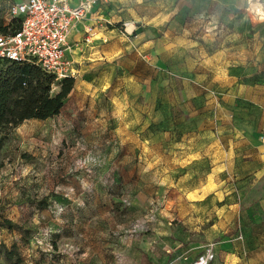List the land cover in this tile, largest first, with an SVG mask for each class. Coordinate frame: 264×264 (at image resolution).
<instances>
[{
  "label": "rangeland",
  "instance_id": "rangeland-1",
  "mask_svg": "<svg viewBox=\"0 0 264 264\" xmlns=\"http://www.w3.org/2000/svg\"><path fill=\"white\" fill-rule=\"evenodd\" d=\"M135 26V57L80 52L60 115L5 140L0 220L18 229L0 227V264H190L215 246L192 249L220 218L185 208L212 205L231 144L264 139V0H135Z\"/></svg>",
  "mask_w": 264,
  "mask_h": 264
},
{
  "label": "crops",
  "instance_id": "crops-1",
  "mask_svg": "<svg viewBox=\"0 0 264 264\" xmlns=\"http://www.w3.org/2000/svg\"><path fill=\"white\" fill-rule=\"evenodd\" d=\"M124 22L135 25V0L98 1L86 19L77 23L69 34L68 57L74 62L76 71L77 61L89 57V55H79L78 59L76 55L87 51L93 44L96 45L95 52H98L103 60L112 61L125 54L135 57V33H139L140 28L135 26L136 32L129 36L122 32V27L121 35L117 29L109 27L120 23L122 25ZM89 26L94 28V36L92 42L86 45L84 36ZM262 140L243 137L231 144L224 153L225 158L221 159L226 160V163L215 165L214 174L217 175L207 185L215 187L210 201L212 205L185 208L188 212L195 211V216L201 219L207 216L211 208V212L221 220L217 226L204 234H198L196 244L192 248L195 251L199 250L203 243H215L216 257L212 264H264V145ZM241 235L242 238H240ZM187 251L183 247L176 252L175 257L182 258Z\"/></svg>",
  "mask_w": 264,
  "mask_h": 264
},
{
  "label": "built area",
  "instance_id": "built-area-1",
  "mask_svg": "<svg viewBox=\"0 0 264 264\" xmlns=\"http://www.w3.org/2000/svg\"><path fill=\"white\" fill-rule=\"evenodd\" d=\"M99 0H19L9 8L11 18H20L17 31L0 34V61L31 63L57 81L74 78V62L68 57L71 29L82 22ZM107 2V0H102ZM123 33L132 36L135 25L122 23ZM94 28L85 30L84 43L90 44ZM264 145V139L262 140ZM242 238V236H240ZM214 245L200 252L190 264H212Z\"/></svg>",
  "mask_w": 264,
  "mask_h": 264
},
{
  "label": "trees",
  "instance_id": "trees-1",
  "mask_svg": "<svg viewBox=\"0 0 264 264\" xmlns=\"http://www.w3.org/2000/svg\"><path fill=\"white\" fill-rule=\"evenodd\" d=\"M10 19L9 23L0 25V34L12 33L20 28V18ZM121 26L120 23L109 27L120 29ZM55 81L54 76L34 64L0 61V152L8 136L23 122L46 121L60 115L75 80L66 78L58 81L61 83L60 91L53 94ZM0 227L18 229L16 224L7 219L0 220Z\"/></svg>",
  "mask_w": 264,
  "mask_h": 264
}]
</instances>
